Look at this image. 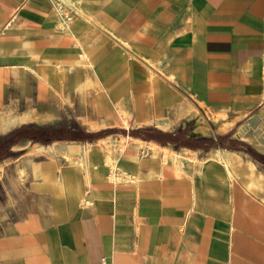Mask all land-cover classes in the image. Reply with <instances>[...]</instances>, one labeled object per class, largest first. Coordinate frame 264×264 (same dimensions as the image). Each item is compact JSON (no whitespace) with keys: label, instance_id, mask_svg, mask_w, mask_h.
<instances>
[{"label":"crops","instance_id":"crops-1","mask_svg":"<svg viewBox=\"0 0 264 264\" xmlns=\"http://www.w3.org/2000/svg\"><path fill=\"white\" fill-rule=\"evenodd\" d=\"M32 123L0 264H264V0H0V138Z\"/></svg>","mask_w":264,"mask_h":264},{"label":"trees","instance_id":"trees-1","mask_svg":"<svg viewBox=\"0 0 264 264\" xmlns=\"http://www.w3.org/2000/svg\"><path fill=\"white\" fill-rule=\"evenodd\" d=\"M33 140L34 142H50L54 140V131H51L45 125L32 123L24 125L7 136L0 138V161L13 157L15 152L12 150L13 147L22 140Z\"/></svg>","mask_w":264,"mask_h":264},{"label":"rangeland","instance_id":"rangeland-1","mask_svg":"<svg viewBox=\"0 0 264 264\" xmlns=\"http://www.w3.org/2000/svg\"><path fill=\"white\" fill-rule=\"evenodd\" d=\"M55 108H56V110H58L59 112H60V119L58 120L59 122H64L63 121V119H64V117L66 118V119H68L69 120V116L67 117L66 115H67V113H69L68 112V109H64L63 107H61V106H55ZM71 120V119H70ZM40 122H43V123H50V120H41Z\"/></svg>","mask_w":264,"mask_h":264},{"label":"built area","instance_id":"built-area-1","mask_svg":"<svg viewBox=\"0 0 264 264\" xmlns=\"http://www.w3.org/2000/svg\"><path fill=\"white\" fill-rule=\"evenodd\" d=\"M57 7L60 10L62 16L66 17L65 13H63V7L60 4H58V3H57Z\"/></svg>","mask_w":264,"mask_h":264},{"label":"bare ground","instance_id":"bare-ground-1","mask_svg":"<svg viewBox=\"0 0 264 264\" xmlns=\"http://www.w3.org/2000/svg\"><path fill=\"white\" fill-rule=\"evenodd\" d=\"M59 26V25H58ZM61 26V25H60ZM180 105V104H179ZM182 106V105H181ZM104 127V126H103ZM213 157V156H212ZM214 158V157H213ZM115 166V165H114ZM112 175V174H111ZM111 177V176H110ZM112 178V177H111ZM118 178V177H117ZM114 179V178H113ZM121 179V178H120ZM119 180V179H118ZM114 181V180H113ZM117 181V180H116ZM253 244V243H251ZM258 247V246H257Z\"/></svg>","mask_w":264,"mask_h":264}]
</instances>
